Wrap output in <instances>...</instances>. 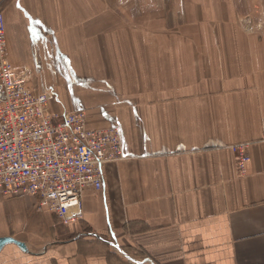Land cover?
<instances>
[{"label":"crops","instance_id":"obj_1","mask_svg":"<svg viewBox=\"0 0 264 264\" xmlns=\"http://www.w3.org/2000/svg\"><path fill=\"white\" fill-rule=\"evenodd\" d=\"M256 4L0 0L10 63L53 112L117 127L123 150L80 223L12 198L28 222L0 240L24 249L5 243L0 264H264V36L239 26Z\"/></svg>","mask_w":264,"mask_h":264},{"label":"built area","instance_id":"obj_2","mask_svg":"<svg viewBox=\"0 0 264 264\" xmlns=\"http://www.w3.org/2000/svg\"><path fill=\"white\" fill-rule=\"evenodd\" d=\"M52 96L33 89L8 60L0 12V197L33 198L40 212L70 226L83 220L85 192L103 189V166L123 159L122 141L117 128L90 129L85 111L53 112ZM232 149L240 175L247 176V145Z\"/></svg>","mask_w":264,"mask_h":264},{"label":"rangeland","instance_id":"obj_3","mask_svg":"<svg viewBox=\"0 0 264 264\" xmlns=\"http://www.w3.org/2000/svg\"><path fill=\"white\" fill-rule=\"evenodd\" d=\"M173 1H175V15L177 14V12H181L183 14L184 11L183 4L184 1L187 0H173ZM231 1L234 2V0ZM260 11L261 9L260 10L258 9L257 4L252 6L251 12L249 14H246L247 16H244L239 20V26L245 29V31H247V33H249L250 35L257 34L258 36L262 37L264 36V16L261 14ZM114 128L117 127L114 126ZM24 202L25 201L19 199L8 200L5 198H0V229L9 228L11 231L15 232V230L19 226H21L22 224L24 225L25 223L28 222L27 214L25 213V211L28 209V205H26ZM37 206L38 203L36 202L35 203L36 211L39 212ZM44 212L46 211H43V213Z\"/></svg>","mask_w":264,"mask_h":264},{"label":"water","instance_id":"obj_4","mask_svg":"<svg viewBox=\"0 0 264 264\" xmlns=\"http://www.w3.org/2000/svg\"><path fill=\"white\" fill-rule=\"evenodd\" d=\"M7 242H9L8 240H0V248H2V246L5 244V243H7ZM9 243H15L16 245H18L22 250L24 249V246H23V244H21V243H18L17 241H15V240H12V239H10V242ZM121 253H122V255H123V257L124 258H126V259H130L131 260V258L126 254V253H124V251L122 250V249H118Z\"/></svg>","mask_w":264,"mask_h":264}]
</instances>
